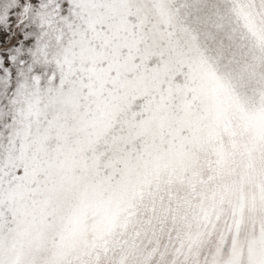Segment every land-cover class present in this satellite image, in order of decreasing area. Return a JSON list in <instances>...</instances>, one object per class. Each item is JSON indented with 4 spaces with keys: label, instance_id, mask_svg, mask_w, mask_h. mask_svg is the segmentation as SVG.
I'll return each instance as SVG.
<instances>
[{
    "label": "snow or ice",
    "instance_id": "6c2138e0",
    "mask_svg": "<svg viewBox=\"0 0 264 264\" xmlns=\"http://www.w3.org/2000/svg\"><path fill=\"white\" fill-rule=\"evenodd\" d=\"M0 264H264V0H0Z\"/></svg>",
    "mask_w": 264,
    "mask_h": 264
}]
</instances>
